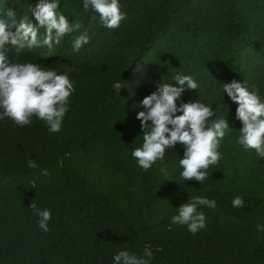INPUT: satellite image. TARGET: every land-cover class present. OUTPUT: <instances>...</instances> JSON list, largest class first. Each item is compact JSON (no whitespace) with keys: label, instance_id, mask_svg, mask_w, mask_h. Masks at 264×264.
Returning a JSON list of instances; mask_svg holds the SVG:
<instances>
[{"label":"trees","instance_id":"obj_1","mask_svg":"<svg viewBox=\"0 0 264 264\" xmlns=\"http://www.w3.org/2000/svg\"><path fill=\"white\" fill-rule=\"evenodd\" d=\"M38 2L0 0V18L11 23V8L17 24L23 16L35 24L30 7ZM119 3L127 18L111 30L91 8L85 11L83 0H60L58 11L80 28L51 48L41 28V46L18 59L9 52L11 62L67 73L75 91L58 133L36 116L27 126L0 120V264H114L122 250L143 257L146 245L150 264H264V232L257 229L264 224V158L237 142L238 104L223 91V83L246 81L264 102V0ZM84 32L90 42L73 52ZM177 73L198 84L181 100L210 105L209 124L230 123L222 158L202 184L182 180L180 143L147 171L131 154L143 143L139 102L158 83L176 84ZM116 81L123 84L119 92ZM29 159L39 167L29 168ZM237 195L243 208L232 206ZM195 196L215 199L217 208H200L206 227L192 234L171 218ZM33 201L52 213L47 233Z\"/></svg>","mask_w":264,"mask_h":264},{"label":"clouds","instance_id":"obj_2","mask_svg":"<svg viewBox=\"0 0 264 264\" xmlns=\"http://www.w3.org/2000/svg\"><path fill=\"white\" fill-rule=\"evenodd\" d=\"M60 0H39L30 7L33 23L23 16L17 24L15 11L9 8L6 16L9 23L0 18V120L9 118L15 125L27 126L32 123V117L45 122L50 133L61 131L63 119L69 110V97L75 91L74 84L67 73L57 74L55 71L42 70L32 61L14 63L9 59V52L14 50L17 59L23 52L41 46L38 32L45 29L43 45L51 48L53 43L60 44L68 34L80 28L79 23H70L63 12L58 11ZM85 11L91 8L99 16V22L108 29L120 27L127 18V13L121 11L119 0H83ZM15 25V32L10 29ZM90 42L87 32L77 36L72 42V51L79 52ZM174 83H158L155 91L146 95L139 106L143 111L136 118L141 122L143 143L132 151V156L145 171L149 170L158 160L163 161L166 149L173 148L177 143L184 146V155L179 160L183 169L182 180H194L201 184L208 179L207 169L219 163L222 154L218 151L220 143L230 129L226 118L209 124L214 116V109L200 100L184 102L182 93L186 89H198L197 82L189 75L177 73ZM123 84L113 83L118 92ZM223 91L238 104L236 118L242 122L237 142L245 149H254L260 158H264V102L258 95V89L249 91L247 82L243 84L232 80L223 83ZM180 101L179 104L177 101ZM180 113V114H177ZM151 122V123H149ZM28 167H39L36 160L29 159ZM162 172L167 175V168ZM42 174L50 175L48 169H42ZM34 188V185H33ZM245 201L237 195L232 200L234 208H243ZM217 208L215 199L206 196H195L178 207L176 215L172 216L173 224L186 225L190 233L196 234L206 227V216L200 208ZM32 211L40 218L38 227L47 233L48 222L52 213L48 209L41 210L33 201ZM257 229L264 232V224H258ZM161 249H157L160 251ZM153 252L150 246H145L144 256L137 257L127 250L114 255V264H150Z\"/></svg>","mask_w":264,"mask_h":264}]
</instances>
